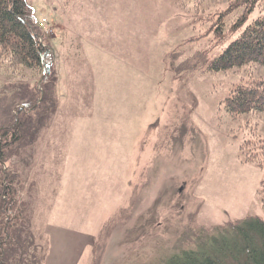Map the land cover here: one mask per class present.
Segmentation results:
<instances>
[{"label": "rangeland", "instance_id": "obj_1", "mask_svg": "<svg viewBox=\"0 0 264 264\" xmlns=\"http://www.w3.org/2000/svg\"><path fill=\"white\" fill-rule=\"evenodd\" d=\"M26 1L56 82L48 113L28 115L38 78L0 67V132L26 120L5 149L25 204L12 264H166L214 228L264 219V160L246 159L264 111L224 107L264 66L209 68L234 37L218 42L205 17L228 0L199 15L169 0Z\"/></svg>", "mask_w": 264, "mask_h": 264}, {"label": "trees", "instance_id": "obj_2", "mask_svg": "<svg viewBox=\"0 0 264 264\" xmlns=\"http://www.w3.org/2000/svg\"><path fill=\"white\" fill-rule=\"evenodd\" d=\"M169 1L184 7L185 14L199 15L205 10H201L203 0ZM254 12L257 15L249 21ZM205 18L211 22L210 30L218 42L234 37L211 61L209 68L212 71H226L250 63L264 66V0H228L224 7L216 8ZM3 65L14 72L28 70L38 78L36 93L28 103L31 109L28 115L38 107L48 113V109L42 107L46 96L50 97L48 89L52 87L54 91V53L44 44L43 31L26 0H0V67ZM51 97H55L54 93ZM224 107L234 118L264 111V78H252L231 89ZM22 127H26V120L13 118L12 123L0 132V264H12L5 250L8 244H13V231L25 210V204L18 203L20 189L4 168L5 149L21 137ZM260 142L264 139L246 141V145H252L246 150L247 160L263 162L264 143ZM260 194L264 207V180ZM166 264H264V219L249 216L226 227L214 228L211 235L199 240L195 249L182 251Z\"/></svg>", "mask_w": 264, "mask_h": 264}, {"label": "built area", "instance_id": "obj_3", "mask_svg": "<svg viewBox=\"0 0 264 264\" xmlns=\"http://www.w3.org/2000/svg\"><path fill=\"white\" fill-rule=\"evenodd\" d=\"M46 22V20H43L42 23ZM42 25V24H41Z\"/></svg>", "mask_w": 264, "mask_h": 264}, {"label": "water", "instance_id": "obj_4", "mask_svg": "<svg viewBox=\"0 0 264 264\" xmlns=\"http://www.w3.org/2000/svg\"><path fill=\"white\" fill-rule=\"evenodd\" d=\"M42 81H43V80L41 79L40 82H39V84H41Z\"/></svg>", "mask_w": 264, "mask_h": 264}]
</instances>
